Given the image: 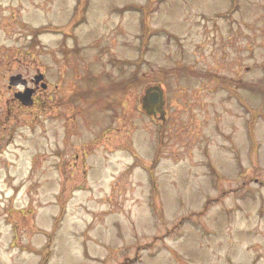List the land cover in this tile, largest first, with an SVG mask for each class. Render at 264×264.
Instances as JSON below:
<instances>
[{"label": "rangeland", "instance_id": "1", "mask_svg": "<svg viewBox=\"0 0 264 264\" xmlns=\"http://www.w3.org/2000/svg\"><path fill=\"white\" fill-rule=\"evenodd\" d=\"M0 264H264V0H0Z\"/></svg>", "mask_w": 264, "mask_h": 264}, {"label": "water", "instance_id": "2", "mask_svg": "<svg viewBox=\"0 0 264 264\" xmlns=\"http://www.w3.org/2000/svg\"><path fill=\"white\" fill-rule=\"evenodd\" d=\"M44 79V75L42 73L38 74L35 77V80L37 83H39L41 80ZM26 80L22 78V75L12 76L10 78V87L17 86L19 84H25ZM43 87H46V84L43 85ZM153 88H150L146 91V95L144 96V100H150L152 103V109L150 107H145L144 109L147 111L148 114L152 115L153 110L158 111L160 113H163V107L165 106V99H164V91L158 90L156 93H151V90ZM34 90H27L25 92H22L21 94H16L15 97L18 98L24 105L30 106L33 104L32 94Z\"/></svg>", "mask_w": 264, "mask_h": 264}, {"label": "flooded vegetation", "instance_id": "3", "mask_svg": "<svg viewBox=\"0 0 264 264\" xmlns=\"http://www.w3.org/2000/svg\"><path fill=\"white\" fill-rule=\"evenodd\" d=\"M39 72L40 71H38L37 74ZM36 75L33 76V77H29V78H24V76L22 75V78L24 80H26V83L25 84H19L17 86H13V87L8 86V87L11 90H13V89H19L20 90L19 92L15 93V95L18 94V93L21 94L22 92H25L27 90H34V92L32 94V98H33V101H34V96H36L39 92H42V91H48L49 92V91H51V85H49L47 83V80L45 79V76H44V79L43 80H41L39 83H37L36 80H35ZM130 83L131 82H128V84H127L128 87H129ZM44 84H46V87L45 88L43 87ZM152 87H154V89L151 90V93H156L158 90H161L160 89L161 87L158 86V85L152 86ZM16 100L20 102V100L18 98H16ZM165 103L167 105L166 99H165ZM144 104H145V107L146 106L147 107H150V109H152V107H153L152 106V103H151V101L149 99L147 101L144 100ZM166 105L163 108V112L164 113H160L158 111L153 110V117L155 118V120H157V119H161L162 120L163 119L162 121H165L164 117H166V114H167Z\"/></svg>", "mask_w": 264, "mask_h": 264}]
</instances>
